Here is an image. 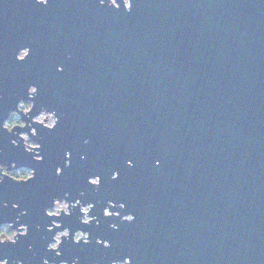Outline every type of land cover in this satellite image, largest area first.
<instances>
[{"label":"water","instance_id":"water-1","mask_svg":"<svg viewBox=\"0 0 264 264\" xmlns=\"http://www.w3.org/2000/svg\"><path fill=\"white\" fill-rule=\"evenodd\" d=\"M44 9L39 36L30 25L27 57L16 59L22 45L0 51V118L29 84L37 87L35 109L59 117L53 129L36 126L41 161L0 132V160L35 169L28 182L0 183L9 201L0 220L15 217V200L29 224L15 244H0V257L264 264V0H133L130 11L59 0L55 13L52 3ZM89 175L100 185L88 184ZM81 189L83 200L97 201L90 214L100 224L79 223L78 208L61 216L64 226L88 231L90 242L64 239L55 257L42 237H51L44 225L56 218L43 209ZM107 199L124 202L135 219L102 216ZM97 236L111 246L95 244Z\"/></svg>","mask_w":264,"mask_h":264},{"label":"clouds","instance_id":"clouds-1","mask_svg":"<svg viewBox=\"0 0 264 264\" xmlns=\"http://www.w3.org/2000/svg\"><path fill=\"white\" fill-rule=\"evenodd\" d=\"M99 4H107L114 9L119 10L121 6L125 11H130L132 8L133 0H98ZM38 5H47L49 0H35ZM30 53V48L27 46L20 47L15 56L17 60H23ZM57 71H62L63 66L57 65ZM37 94V87L35 84H29L26 88V98H19L15 101V107L7 112L5 116L0 118V132H7L10 134L9 143L15 147L22 145L23 150L32 154V158L35 161H41L43 156L40 154L41 144L38 140L33 139L38 136L37 125L42 126L45 129H53L59 117L56 114L55 109L49 110L47 107L41 105L38 109H35L34 97ZM35 109V111H34ZM17 129H27L26 131H17ZM85 144L88 140L83 141ZM71 152H64V167H69L71 164ZM83 154L80 159H84ZM128 166L132 165L131 160L125 161ZM159 164V161H156ZM55 175L62 174V168L57 165L54 169ZM35 176V169L20 164L17 165L15 160H9L7 163L0 160V183L4 181V178H8L14 182H28ZM119 176L117 170L111 172V179L115 180ZM87 183L93 186H99L101 183V177L99 175H89L87 177ZM86 196L83 189L78 192L75 198H72V194L65 191L62 196L52 197L50 206H46L43 209V214L51 219L49 223L44 225V231L50 232L51 237H42L46 240L45 251H51L55 257L62 255L60 245L64 239L70 238L73 243L88 244L90 242V233L86 230L76 228L71 229L64 226L61 216L71 215L72 209L78 208L79 215L78 221L81 224H100V219L96 214H90L95 207L97 201L83 200ZM9 206V201L0 198V208H6ZM12 209H18L15 217L12 220L3 221L0 220V244L5 242L15 244L19 237L26 236L29 232V224L22 222L21 217L28 215V209L20 207V204L15 200L11 203ZM126 205L122 201H114L107 199L104 201V206L101 208V215L104 217L116 216L121 221L132 222L135 216L132 212L124 211ZM34 228L39 229L40 225H34ZM109 228L116 230L118 224L110 223ZM95 244L101 245L104 248L111 246L108 239H103L100 236L95 238ZM31 249V245L28 246ZM79 257H73L71 261L68 260H56L49 259L46 256L40 257V264H79ZM0 264H9V258L7 256L0 257ZM12 264H24L21 259H15ZM92 264H99L98 261H93ZM109 264H132V258L130 256H124L122 259L111 260Z\"/></svg>","mask_w":264,"mask_h":264},{"label":"flooded vegetation","instance_id":"flooded-vegetation-1","mask_svg":"<svg viewBox=\"0 0 264 264\" xmlns=\"http://www.w3.org/2000/svg\"><path fill=\"white\" fill-rule=\"evenodd\" d=\"M50 3L54 5L55 13L59 0H49ZM44 7L35 0H0V51L18 48V45L28 46L30 25L38 26L41 18L49 13ZM37 26L31 27V31L39 36ZM16 36L22 37L20 42Z\"/></svg>","mask_w":264,"mask_h":264}]
</instances>
